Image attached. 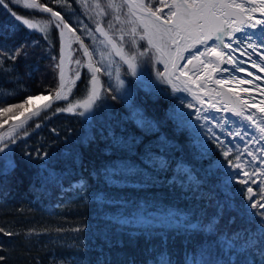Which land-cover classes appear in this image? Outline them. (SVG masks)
Masks as SVG:
<instances>
[{"label": "trees", "instance_id": "trees-1", "mask_svg": "<svg viewBox=\"0 0 264 264\" xmlns=\"http://www.w3.org/2000/svg\"><path fill=\"white\" fill-rule=\"evenodd\" d=\"M40 1L60 11L75 34L95 49L96 62L104 66L105 77L110 81L115 78L116 71L109 62L116 60L109 54V46L101 43L103 37L95 31L96 22L106 16L97 15L99 9L93 8V0H88V8L76 0ZM105 1L99 0V3L109 16L111 12ZM12 7L21 16L41 13L22 6ZM9 18L0 8V25L8 28L5 22ZM49 27L53 45L43 40V33L28 30L26 26L8 30V46L31 44V38L42 46L29 48L28 57H21L14 71H0V103L21 101L27 94L43 91L46 83L50 91L58 85L55 61L59 36L56 29L51 30L53 26ZM101 53L106 57L103 63ZM47 59L51 67L44 73L37 71ZM11 64L8 61L4 67ZM80 74L72 96H82L88 84L89 76L84 68ZM113 81L112 91L127 89V97L111 99L103 93L88 117L57 112V107L52 106L49 111L53 113L49 112L47 119L28 123L23 129L29 135L15 147L16 167L5 171L6 161L0 160V226L21 233L11 238L0 234L4 249L0 255L7 256L6 264H36L37 261L40 264H53V261L56 264H154L161 250L170 254L173 264H184L186 255L190 264L192 261L199 264L202 242L207 246L208 240L214 237L189 235L162 224L159 216L168 212L199 219L215 216L221 232L254 228L256 218L250 221L244 196L237 192L242 188L247 193V188L239 183L243 175L231 180L228 177L230 170H238L231 169L227 160L235 163L237 155L231 151L228 157L223 156L227 150L222 140L213 138L217 131L211 128L213 136L203 121H190L189 111L181 109L182 103H175L172 97L145 91L138 96L137 88L132 91L126 82L122 87ZM135 110L155 123L154 132L145 134L136 126L132 119ZM37 123L41 127L34 130ZM53 128L56 133L51 131ZM21 138L19 135L18 140ZM133 138L137 144L131 150L115 142ZM37 148L48 153L43 164L35 158L26 160L22 155L24 151L35 153ZM146 148L159 150L171 167L163 172L147 169L141 163ZM122 161L139 165L143 177L124 175L119 167ZM177 164L183 165L192 178L189 181L185 175L183 187L179 182L171 183ZM113 170L118 174L109 178L107 173ZM259 193L258 188L254 194L257 200ZM140 202H148L145 219L154 221L152 225L125 222L133 215L139 216L136 205ZM77 228L79 232L74 231ZM29 229L32 231L28 232ZM256 259L258 264L259 257Z\"/></svg>", "mask_w": 264, "mask_h": 264}, {"label": "snow or ice", "instance_id": "snow-or-ice-1", "mask_svg": "<svg viewBox=\"0 0 264 264\" xmlns=\"http://www.w3.org/2000/svg\"><path fill=\"white\" fill-rule=\"evenodd\" d=\"M76 2L88 8V0H76ZM157 3L159 6H156ZM246 3L248 4L247 7L245 3H237L236 0H119V2L117 0H107L106 7L112 10L114 21L121 25H130V28L127 32H124L123 29L120 30L119 44L112 39L99 20L96 23L95 31L105 37V40L101 41V43L110 46L109 54L114 52L116 56H119L120 60L127 64L128 70L133 76L138 75V67L141 64H146L147 61L144 58L149 57L154 62L164 64L165 72H157L156 74L162 83L172 85L174 92L190 91L187 86L191 82V78L188 77V71L199 69L201 66L208 69L209 65L205 63L206 59L212 60L214 58L211 67L213 72L217 70L229 72L230 69L228 67L222 69L219 67L225 63L233 66L232 71L246 72L247 69L241 66L245 61L234 58L231 53L240 51L241 55H244L248 52V49H251V53H248L249 59L251 60L252 54H257L260 64H264V0H246ZM12 6H22L23 9H36L43 13H50L51 20L40 22L24 18L17 14ZM61 6L63 7V5ZM0 8H3L10 17L5 22L8 28L0 25V30L3 32V35H0V71L5 73L14 71L16 62L21 57L25 59L28 57V49L40 43L37 40H33L31 44L20 43L8 46L6 39L9 29L19 30L22 26H26L28 30L43 33L42 38L49 45H53V40L50 38V25L53 26L51 30L59 29L61 39H63L65 32L75 35V29L70 26L69 22L65 20L59 11H54L53 8L47 7L45 4L37 3V0H0ZM93 8L99 9L98 16L108 15L105 8L100 5L99 0H93ZM256 13L260 14L259 19L256 18ZM30 15H34V13H30ZM122 16L124 17L123 19ZM108 27H113L112 22H109ZM31 34L30 32L29 35ZM88 34L93 35L91 32ZM125 36L130 38L131 51L125 49ZM225 38H227V41ZM76 40L80 41L84 55L88 57L87 67L92 72L91 87L85 84L87 95L84 99L77 100L75 103H68L67 107L57 108L56 111L76 113L84 117L86 113L93 109L96 102L101 99V84L97 75L101 68L94 66L92 52L84 45L79 36H76ZM140 41H146L147 47H143V45L137 47ZM209 41H212L211 45H209ZM234 44L237 47H233ZM198 45L202 46V48L198 47ZM141 48L143 50H140ZM241 49L243 50L241 51ZM100 55L101 63H103L106 58L105 54L101 53ZM182 60L186 61L183 65L184 70L180 71V74L175 77V81H181L182 77L185 78L182 81L185 87L180 89L173 80V73ZM8 61H12V64L4 67ZM76 63L79 64L80 61L77 60ZM63 64L64 60L63 56H61L60 63L55 65L60 70L59 86L56 88L55 95L51 100L42 106L44 109L49 108L53 100H68L69 94L72 93V88L76 85V80L81 78V74L77 72L75 79L66 81ZM260 64L253 60L251 67L258 68ZM189 66H191V69ZM169 67L172 69L171 72L168 71ZM260 70L264 72V67H260ZM247 74L249 76L253 75L251 72H247ZM139 75L143 76V68H141ZM210 75L211 72H209V78ZM256 78L260 79V77ZM116 79L120 86L124 85V81L120 79L119 66L116 67ZM216 83L223 86L222 81H217ZM239 83H251V81L240 80ZM109 88H111V85H109ZM116 92L117 95H114L112 99L124 98L128 95L127 89L120 92V89L117 88ZM5 95L12 96L13 94L5 93ZM217 95L228 97L224 104V111L231 110L235 115H243V109L247 101H241L239 94L221 91ZM28 99L30 100L31 96ZM103 99L106 100L107 97L104 96ZM27 102L26 100L24 103L26 104ZM228 103H232L234 107L229 109ZM261 103L264 104V101H261ZM23 106V104L13 105L17 109ZM215 106V104L210 105L213 108ZM188 107H192V105L189 104ZM237 108L240 111H237ZM258 110L264 111V109ZM4 111L7 112L9 109H4ZM199 112L200 110L197 109L198 120L200 119ZM40 113L41 109L37 108L24 120L9 125L6 132H0V160L6 161L5 171L16 167L13 153L16 145L23 142L22 139L18 140L20 135L18 130L24 129L25 123L31 116H40ZM43 119H47V115ZM132 119L136 126L145 134L156 130L155 123L146 119L139 110L133 111ZM203 119L207 120L208 117L204 116ZM245 119L250 120L255 125L260 133V139L264 140V120L257 124L251 116L245 117ZM224 122L226 123V121ZM40 127V123L35 124V128ZM51 131L53 133L57 132L55 128ZM208 132L212 133L213 136L215 135L211 128L208 129ZM229 134L231 135L232 133ZM28 135V131L23 130V136ZM235 135L240 136V132L237 131ZM115 142L117 145H124L128 150H131V147L137 144L135 138L127 142L124 140H116ZM161 143L164 144L166 141H161ZM230 151V149L223 151V156L228 157ZM244 151L247 152L248 156H251L252 162L258 161L261 166H264V158L257 157L253 152L248 151L247 145H245ZM256 151L264 152V149H257ZM22 155L29 161L33 160V158L38 159L41 164L48 157L47 151L41 152L39 148L36 149L35 153L24 151ZM235 160V163L232 159L227 160L231 169L238 170H230L228 172L229 180L234 177L239 178L244 168V165L240 163L241 156H236ZM141 163L147 169L157 172L167 171L171 167L169 162L159 153V150L154 152L151 148H146L142 153ZM221 166H223V163ZM119 167L126 176L143 177V171L134 162L122 161ZM257 173L260 176H264V167L254 168L251 173L242 171L244 178L239 179V183L247 188V193L245 194L242 188L237 189V192L244 196V207L249 209L247 215L250 221L252 218H256L254 228L245 227L232 232H221L215 216L199 219L194 215L189 216L188 214L173 212L161 214L159 220L162 224L187 232L189 235L198 233L214 237V239L208 240L207 246H204L202 242L199 264H257L256 257H259L258 264H264V180H261L259 184V200L254 198V190L250 186L251 184H257V179H252ZM107 174L110 178L118 173L113 170ZM185 175H187L189 181L192 179L188 170L183 165L177 164L171 183L175 185L179 182L180 186L183 187V177ZM148 178L152 179V177ZM136 207L140 210L139 216L133 215L131 219L126 218L125 222L152 225L154 221L145 219V211L149 207L148 202H140ZM147 215L150 217L152 213H147ZM194 220L195 222H193ZM232 222H235V218H233ZM31 231L32 229L28 230V232ZM57 231H63V229H57ZM74 231L79 232L80 229L77 228ZM0 234L9 238L21 236L20 232L6 229L4 226H0ZM24 235H27V233H24ZM3 250V244L0 243V252H3ZM6 261L7 256L0 255V264H6ZM36 264H40V262L37 261ZM53 264H56V262L53 261ZM154 264H173V261L170 254L161 250L158 256L154 258ZM184 264H190L187 255L185 256ZM191 264H196V262L192 261Z\"/></svg>", "mask_w": 264, "mask_h": 264}, {"label": "rangeland", "instance_id": "rangeland-1", "mask_svg": "<svg viewBox=\"0 0 264 264\" xmlns=\"http://www.w3.org/2000/svg\"><path fill=\"white\" fill-rule=\"evenodd\" d=\"M40 2H43V1H40ZM106 2H107V0L105 1V3ZM117 2H119V0H117ZM156 6H159V4L157 3ZM109 11L111 12V15H109V16L107 15L106 17H103V19H101L99 22L102 24V26L105 28V30L109 33V35L112 37V39L115 40L117 42V44H119V42H120L119 37L121 35L120 30L123 29L124 32H127L130 28V25H127V24L121 25V24L115 22L113 19L114 14H113L112 10L109 9ZM125 11H126V9H125ZM22 16L24 18L31 19L33 21H40V22L46 21V20H51V14L50 13H43V12H41L38 15H36V14L30 15V13H29V15L24 14ZM123 18L124 17L122 16V19ZM109 22H112V24H113L112 28L107 27L109 25ZM50 26H52V25H50ZM95 27H96V25H95ZM56 30H57V33L59 36V29H56ZM76 36H78V35L77 34L73 35L71 33V39H72L71 50L72 51H71L70 63H69V73L66 77V81H71V80L75 79L76 73L77 72L81 73L82 69L84 68L85 71L88 73V76H89L88 86L91 87L90 81L92 78V72L87 67L88 57H86L84 55L83 49L81 48V45H80V41L76 40ZM102 37L105 40V37L104 36H102ZM129 39L130 38L128 36L124 37L125 49L128 51H131L132 49H131V46L129 43ZM33 40H35V39L31 38V42ZM80 40H82L84 45L88 47L90 52H92V61H93L94 66L101 68V71L99 73H97V75L99 77L100 84H101V93L102 94L107 93L108 95L107 94L106 95L108 96V98L112 99V97L114 95H116V92L112 91V88H109V86H106V85L107 84L111 85L110 84L111 81H113V79H115L116 77L111 78V81H110V79L105 77L106 70H105L104 66H102L101 64H98L96 62V61H98V57L96 56L97 53L95 52V49H92L91 46H88L87 43H85L82 38H80ZM140 45H143V47H147L146 41H140L138 43L137 47H140ZM39 46H42V45L39 43L38 45H35L33 47L37 48ZM109 49H110V46H109ZM140 50H143V48H141ZM61 51H62L61 44L58 43V55H57L56 61L54 59L55 65H58L60 63ZM111 55H113V57L116 61L113 62L111 60L112 63H111V61L109 63L113 64L112 67L114 68L115 71H116V67L119 66L120 74H122V76H123V78H120V79L123 80L124 83L126 82L130 86V88H132V91H133V89L137 88V90H138L137 95L139 94L138 96L141 95L140 94L141 91H145V92H149V94H152V95L155 93H162L165 98L168 96L172 97L173 100L175 101V103H182V104H179V105H181V109L185 110L186 112L189 111V114H190L189 120L190 121H197V122L203 121V124H205L207 126L209 125L210 128H214L215 131H217L216 136L213 138H215L216 141L220 140V139L222 140V141L221 140L220 141L224 145V150L230 149L231 151H234L237 156H239V153H240V156H241L240 163L244 165V168L242 171H248L249 173H251L254 168L264 167V166H261L258 161L252 162L251 156H248L247 152L244 151L245 145H247L248 151L253 152L257 157L264 158V152L256 151L257 149H264V140L260 139V133L256 129L255 125H252V122L250 120L245 119V117H247V116L235 115V113L233 111H230V110L224 111L223 110L224 106L220 103V101H213L211 103L210 101H207L203 98H202L203 100H200V98L197 97L191 90L190 91H183L182 90V91L174 92L172 85L162 83L157 78V75H156L157 72H165V67H164L163 63L154 62L149 57H145L144 60H146L147 63L141 64L137 69L138 75L133 76L131 74V72L128 70L127 64H124L120 60L119 56H116L114 52H111ZM47 58H49V57H47ZM49 59H47L46 62L42 63V66H40V68L38 67L37 71H40L42 73L46 72L47 68L51 67ZM109 59H110V57H109ZM77 60L80 61L79 64L76 63ZM185 63H186V61L182 62V65H181L182 69H183V65ZM141 68H143V76L139 75ZM189 68L191 69V66H189ZM59 71H60L59 68L56 67V76H57L58 84H59ZM168 71L169 72L172 71L171 67H169ZM174 73H173V80L175 81V77L178 76V72L175 71ZM113 74H115V73H113ZM103 77H105V79ZM126 77H127V79H126ZM113 82L118 84L117 80H114ZM76 83H77V80H76ZM175 83H176V86L180 89H183L185 87V85L181 81H175ZM57 87H58V85L55 86L53 91H50L51 87L49 88V84L46 83L45 89L43 91H38L36 93L27 94L23 97V99L21 101H17V102H13V103L4 102L6 104L0 103V126H1L0 132H6L8 130L9 125L12 123V119H14L15 117H18L19 115H21L19 121H22L25 119V117L30 116V114L33 111H35L37 108L41 109L40 116H31V118L25 123V125H24V128H25V126L28 123H31L33 121H37L38 119H42L45 115H48L49 112L53 113L52 111H49V109L52 106L53 107L56 106L57 108H65V107H67L68 103H75L77 100L84 99L87 95V92L85 91L82 96H74V95L72 96V94H74V91H75L74 90L76 87V85H75L72 88V93L69 94L68 100H60V101L53 100L50 107L47 109H44L42 106L44 104L48 103L49 100H51V98L55 95V91H56ZM65 91H67V90H65ZM35 94H41V95L43 94L44 96L46 95L47 101L44 103L33 105V107L30 109L29 112L24 110V106L19 108V109L13 107V105H19V104L25 105L24 102L28 99V97L29 96L32 97ZM189 104H191L192 107H188ZM211 104H215L216 106L214 108L210 107ZM4 109H9V111L5 112ZM53 109H55V108H53ZM197 109L200 110V112H199L200 119L199 120L197 119V115H198ZM78 111H81V110H78ZM91 111L89 113H86L85 116L88 117L89 114L91 113ZM204 116H207L208 119L207 120L203 119ZM213 117H215V119H213ZM224 121H226V123ZM220 125H222V126H220ZM198 129H200V128H198ZM34 130H36V128ZM18 131L20 132V136L23 137V138H21L22 140L28 138V136H23L22 130H18ZM237 131L240 132V136L235 135V133ZM229 133H232V134L230 135ZM254 137H255V139H254ZM226 139H228V140H226ZM249 141H251V142L249 143ZM242 171H241V174H242ZM252 179H257V184H251L250 185L253 188L254 194H255L259 188L260 181L264 180V176H260V174L257 173V175L253 176Z\"/></svg>", "mask_w": 264, "mask_h": 264}, {"label": "bare ground", "instance_id": "bare-ground-1", "mask_svg": "<svg viewBox=\"0 0 264 264\" xmlns=\"http://www.w3.org/2000/svg\"><path fill=\"white\" fill-rule=\"evenodd\" d=\"M64 37H66V32ZM212 44V41H209V45ZM201 47L202 46H199ZM62 51H61V56H63V60H64V64H63V68H64V73H65V50L64 48L61 46ZM214 61V58H212V60H205V63L209 65L208 69H205L203 66H201L199 69H191L188 72V77L191 78V82L187 85L188 88L197 96L200 98V100H207L210 101L211 103L213 101H220V103L224 106L225 102L228 100L227 96H220L217 95V93H220L221 91L224 93H231L226 91V88L221 87L220 84L216 83V74L218 72H220V70L217 71H211V67H212V62ZM182 62L180 61L176 72H178V75L180 74V71H182ZM223 64H221L220 66H222ZM219 66V67H220ZM209 72H211L210 78H209ZM175 74V73H174ZM185 78L182 77L181 78V82L184 80ZM183 83V82H182ZM184 84V83H183ZM203 98V99H202ZM27 103L24 105V110L29 112L30 109L33 107V105L36 104H40V103H44L47 101L46 95L44 96L43 94H35L31 97V99H27ZM234 105L232 103H228V108L231 109L233 108ZM231 111V110H230ZM237 111H240L239 108H237ZM251 116L253 120L256 121L257 124H260L262 120H264V118L260 115H258L257 113H255L254 111L244 107L243 109V115L242 116ZM21 115H19L18 117H15L14 119H12V123L11 124H15L17 122H19ZM10 124V125H11ZM254 125V124H252ZM75 184V182H74Z\"/></svg>", "mask_w": 264, "mask_h": 264}, {"label": "water", "instance_id": "water-1", "mask_svg": "<svg viewBox=\"0 0 264 264\" xmlns=\"http://www.w3.org/2000/svg\"><path fill=\"white\" fill-rule=\"evenodd\" d=\"M37 3L45 4V6L50 7L48 4H46L44 2H40L39 0H37ZM53 10L58 11L54 8H53ZM59 38H60V35H59ZM59 41H60L59 44H61V46L65 50V65H66V67H65V78H66L68 75V71H69L70 56H71V51H72L71 50V33L66 32V37H63V39L60 38ZM58 86H59V84H58ZM220 86H221V84H220ZM221 87L226 88V91H228V92L238 94V92L236 90L230 89L227 86H225L224 84ZM244 107L254 111L255 113H257L258 115H260L264 118V112L258 111L257 109L253 108L250 105H245Z\"/></svg>", "mask_w": 264, "mask_h": 264}]
</instances>
